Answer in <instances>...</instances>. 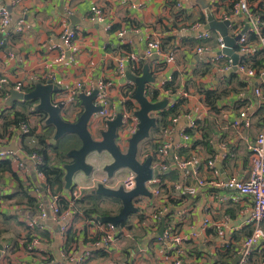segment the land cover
<instances>
[{"label":"crops","instance_id":"1","mask_svg":"<svg viewBox=\"0 0 264 264\" xmlns=\"http://www.w3.org/2000/svg\"><path fill=\"white\" fill-rule=\"evenodd\" d=\"M233 1L20 0L11 8V0H0V8L8 9L11 14L9 26L0 33L5 44L0 45V75L7 80L0 89V138L3 140L0 151H10L14 157L12 172H0V264H76L78 256L87 254L89 257L84 264H170L174 256L168 245L157 237L160 225L155 229L154 214H160L161 219L165 218L166 226H173L183 237L180 264L238 263V250L253 230L248 222L251 199L225 188L198 184L200 180L249 179L252 157L248 146L256 139L264 111V102L254 93L255 88L264 93V75L247 78L236 71L231 72L229 57L216 59L220 36L204 29L207 10L214 19L221 21L222 15L230 16ZM178 3L182 4L181 9L176 7ZM252 6L257 13H264V0ZM95 9L103 12L104 23L90 20ZM255 15L260 31L264 32V24L260 23L259 15ZM245 19H248L245 14L231 17L228 29L231 37L245 29ZM197 22L202 27L194 32L190 27ZM106 25L110 26L109 30ZM18 28L21 30L17 31ZM67 31L75 35L70 51L65 47ZM196 32L209 33L210 38L204 44L206 52L195 51L199 43ZM250 32L253 31L249 26L244 33L248 51L245 54L235 51L239 61L244 55L246 59L253 58L260 51L258 43L247 41ZM152 39L159 41L162 50L144 59L146 45ZM61 51H64L62 57ZM127 53L143 58V63L149 65L155 78V83L147 86V97L151 101L166 98L170 105L181 99L182 91L187 97L178 115L168 119V133L153 130L139 147L141 161L145 155L151 156L152 145H169L165 157L167 169L161 176V198L135 200L138 212L128 217L127 224L116 232V241L107 250L93 244L99 233L94 220L96 216L85 218L78 210L80 205L76 204L78 211L76 205L73 208L75 216L62 223L52 220L49 213L51 200L47 195L51 191L33 161L27 159L18 131L8 127L4 132L2 120L7 116L12 118L15 112L21 113L32 134H43L45 119L36 113V103L28 105L23 103L25 101L10 100V92L16 91V86L21 89L16 92L27 93L29 88L41 83L34 78L42 75L52 77L50 82L58 87L53 99L64 105L61 115L66 121L75 122L82 112L76 95H70L77 82L87 89L104 80L111 107H120L129 81L117 76L116 66ZM172 81L174 92L165 90L166 83ZM129 87L135 89L131 82ZM151 93H156L155 100L150 98ZM243 110L247 111L250 126L236 128L234 122ZM161 112L153 115L158 119ZM191 121L196 122L194 129L189 127ZM104 125V121L94 115L89 122V131L95 136L96 129H103ZM184 133H188L189 140L182 138ZM175 157L191 162V165L181 168ZM110 161L105 152L100 156L90 154L87 162L93 165L91 175L76 173L69 193L65 194L63 189L55 195L67 202L71 192L80 187L87 189L84 192L87 196L94 190L91 189L94 181L108 179L102 166ZM209 161H213L216 174L208 168ZM18 163L24 168L19 169ZM128 172L121 170L109 178L107 187L115 188ZM18 181L25 187L33 184L30 196L36 200L38 196L48 213L45 220H37L39 228L29 224L37 217L38 210L24 200L19 202L17 198H9L18 192ZM105 201L100 203V208L116 215L119 206L105 209L102 206ZM62 225L71 231L73 239H67L66 232L60 230ZM261 227L264 230V223ZM33 235L38 236L39 244L29 249ZM61 251L65 254L61 255ZM263 260L264 238H261L246 264H261Z\"/></svg>","mask_w":264,"mask_h":264},{"label":"built area","instance_id":"2","mask_svg":"<svg viewBox=\"0 0 264 264\" xmlns=\"http://www.w3.org/2000/svg\"><path fill=\"white\" fill-rule=\"evenodd\" d=\"M20 0H11V8L15 7ZM235 1V0H234ZM259 1L262 0H236V2L232 5V9L230 11V16L222 15L221 21L223 20H230L231 17H236L237 15L245 14L247 18L249 19V26L251 27V30L259 35L260 34V28L258 25V19L254 13V8L252 4H256ZM176 7L178 9L182 8V4L178 3L176 4ZM91 21L96 23H104L105 22V16L103 12L100 9H95L92 13V15L89 17ZM11 21V14L8 11V9L2 7L0 8V33H2L10 24ZM202 24L199 22L191 25L190 29L192 31H198L201 29ZM106 30L110 29L109 25H106ZM21 28H18L17 31H20ZM197 33V32H196ZM1 36V35H0ZM210 38V35L208 32H200L197 33L196 39L198 40V45L195 49L197 53L206 52L205 48V42ZM75 39V35L70 32L65 33V47L66 50H71L72 48V41ZM0 45H5L4 42L0 39ZM239 46L238 53L245 54L248 51L246 38L244 34L241 36L240 40L236 44ZM258 45L260 46V50L263 52L264 55V36H260V40L258 42ZM224 48L223 41L221 37L218 39V51L219 54L217 55V58L223 57L224 55L221 53L222 49ZM161 47L160 43L157 39L149 40L145 53H144V59L152 56L153 53H160ZM64 55V51H61L60 57ZM227 57V56H226ZM143 58H139L133 53H127L124 55L122 59H120L116 66V73L119 77H125V73L127 70L133 67V65H138ZM229 68H232L231 61H229ZM236 72L238 74H243L247 78H252L256 75V72L253 69L248 68L247 66L240 63L238 60V64L236 66ZM261 74L264 75V69L261 71ZM35 81L41 82V84L46 83V81H50L52 77L49 75H42L41 77H35ZM7 83V80L5 77L0 75V89L4 87V85ZM130 81L128 82L127 87L123 91V97L122 102L120 104V107L114 109L111 107V104L109 103L108 99V87L107 84L104 82V80H99L95 87H89L85 89V87H82V84L80 82L75 83L74 87L70 90V95L75 96L79 92L80 89L83 88V92L86 95H89L94 89H96L97 96L95 98V104L99 105L101 107L100 111H98L95 115L101 118L104 123L108 120H112L115 115L116 111L119 109L121 111V127L118 130V136H117V144L120 148L127 146V141L131 137L133 133L137 130L138 120L134 117L133 112L136 110H128L123 103L125 101H133V92L130 90ZM16 91H21L20 87L16 86L14 88ZM255 95L257 97H260L261 100L264 102V93L259 88H255L254 91ZM132 95V99H131ZM181 98H186L187 93L182 91L179 95ZM134 102V101H133ZM172 104L167 105L170 107ZM167 107V108H168ZM195 123L193 121L190 122L189 127L194 129ZM234 126L236 128L241 127H249L250 126V120L247 117V111L243 110L239 113L238 119L234 122ZM18 131L19 135L24 139L25 143L29 147H33L36 144V135L32 134L29 126L26 122H21L16 129ZM169 129H164L163 133L167 134ZM182 138L184 140H189L188 134L184 133L182 135ZM2 139L0 138V144L2 143ZM169 148V145L167 143L160 144L156 149L154 153V159L151 164L152 169V178L150 181L147 182L148 189L151 193V197L154 199H160L161 198V176L163 172L167 169V166L165 164V157L167 154V150ZM248 151L251 154L252 157V170L250 172V177L248 180L243 181L241 179H237L235 177L228 178L225 181L224 180H211V181H198V184L200 186H209V187H215V188H225L231 191H235L239 193L240 195L249 197L252 201V208L250 211L248 222L253 226V230L251 234L246 237L241 246L238 250L239 254V261L237 264H246L247 260L253 250V247L257 244V242L264 238V230L261 227V224L264 223V111L261 115V126L260 130L256 136V139L254 143L250 146H248ZM26 157L28 160L33 161L36 166L40 165L42 163V158L37 155L36 153L28 154L26 153ZM148 157L147 155L144 156V158ZM13 153L10 151H0V160H13ZM144 160V159H143ZM175 160L177 162V165L181 168H184L188 165H191V162L187 161H181L178 157H175ZM19 169H23L22 163H18ZM207 166L209 169H211L214 174H216V171L214 170L213 161H209L207 163ZM37 171V170H36ZM40 174V173H39ZM107 178H103L99 181H94L92 188L94 189L97 185V183H101L104 186L107 187L108 185ZM136 182H135V174L131 171L127 173V175L120 180L116 185L115 188L118 186H122L124 191H130L135 188ZM89 189V188H88ZM87 189L77 187L75 190H73L69 196V199L67 200L68 207L65 211L60 212L59 210V203L61 202V196L60 195H53L50 192L47 193L49 195V213L51 215V218L56 223H62L66 218H71L74 215V206L76 203L81 200L84 196V192ZM37 192V191H36ZM138 199V198H137ZM136 199V200H137ZM37 207L38 215L35 217V220H32L29 222L30 225L33 227L39 228L37 220H45L48 217L47 211L43 207V203L39 200V197L37 196ZM135 202V201H134ZM135 206V205H134ZM136 207V206H135ZM153 221L155 223V229H157L161 222V216L160 214H154L152 216ZM98 225V235L99 239L94 242L95 245H102L105 249H109L111 245L116 241V232L117 229H115L111 224H104V223H97ZM60 230L62 232H67L68 228L66 225H62L60 227ZM163 242H165L168 245V250L171 254H173V259L170 264H180L181 257L183 254V243L184 239L183 237L175 231L173 226H165V229L163 231L162 238ZM39 238L36 235H33L32 244L28 246L29 249L33 248V245L39 244ZM65 253L61 251V255H64ZM89 255L84 256H78L76 258V264H84L88 260ZM261 264H264V260Z\"/></svg>","mask_w":264,"mask_h":264},{"label":"water","instance_id":"3","mask_svg":"<svg viewBox=\"0 0 264 264\" xmlns=\"http://www.w3.org/2000/svg\"><path fill=\"white\" fill-rule=\"evenodd\" d=\"M205 31L216 32L222 39L224 48L221 53L231 59V72L236 71L239 55L235 52L237 42L241 36L249 29V19H245V29L234 37L229 35L228 29L231 26L230 20L218 21L213 18L209 10L206 11ZM126 80L133 83L135 91L133 99L137 103V108L133 112L134 117L138 120L137 130L127 141V146L120 148L117 144L118 130L121 127V111L118 109L112 120L105 122L104 128L96 129V135L89 131V122L91 118L100 111L101 107L95 104L97 90L94 89L89 95L79 90L76 97L82 107V112L75 122L66 121L62 115L64 105L54 102V95L58 87L48 81L44 84L34 85L31 91L27 93H18L11 91V101L19 100L36 103L34 109L45 115V124L54 129L52 138L48 140L50 145H55L57 141L67 135H74L80 142L77 149L67 152L68 162L62 165L64 171V193L68 194L73 185V177L76 173L81 172L86 176L93 172V165L87 162V157L92 153H107L111 161L102 166V171L109 178L121 170H129L135 174V188L130 191H124L122 186L109 188L101 183H97L92 194L101 195L108 198H114L120 201L121 208L116 215L99 217L100 223L111 224L115 229L119 223L127 221L128 217L138 212L134 206L137 198H151V193L146 185L152 178V157L148 156L144 160L138 158L140 145L149 139L153 130L157 127V118L154 113L161 112L168 105V99L160 101H151L147 97V86L155 83V78L149 71V65L144 64L142 72L139 75L132 74L129 70L125 73ZM10 101V102H11ZM166 226L165 218L161 219L157 237L162 238Z\"/></svg>","mask_w":264,"mask_h":264},{"label":"trees","instance_id":"4","mask_svg":"<svg viewBox=\"0 0 264 264\" xmlns=\"http://www.w3.org/2000/svg\"><path fill=\"white\" fill-rule=\"evenodd\" d=\"M235 2L236 0L231 3L230 5L231 9H232V5ZM254 13L259 15L260 23L264 24V13L260 11L257 13L256 9L254 10ZM260 36H264V32L260 31L259 35L255 34L254 32H250L248 33L247 41L258 43L260 40ZM238 50H239V46L236 45L235 51H238ZM250 60L252 62L251 65H249ZM240 63H242L243 65L247 66L250 69H253L256 72V76H260V77L262 76L261 71L264 69V55L261 50L257 51L255 55L253 56V58L250 57V59L249 58L246 59V55L242 56L240 59ZM143 65L144 63L143 61H141L138 65H133V67L130 68V71H132L135 75H139L142 72ZM172 85H173V81L171 83H166L164 89L165 90L170 89V91L174 92L175 89L174 87H172ZM129 89L132 90L134 94L135 89L133 87L132 88L130 87ZM28 90L31 91L32 88H29ZM156 97H157L156 93H153V94L151 93L150 98H152V100H155ZM131 99H132V95H131ZM184 102H185V99L181 98L180 100L176 101V103H173L166 110L162 111L159 114V118L157 119V127L154 131L157 132L158 130L166 129L169 124L168 119L171 120L178 115L180 108ZM23 103L28 104V105L33 104V102H23ZM123 105H125V107L128 110H135L136 108L133 101H125ZM262 108L264 110V106ZM36 113H38L41 116L42 120L46 118L42 112H36ZM21 122L27 123V121H25L23 114L18 113V112H15L12 118H10L9 116L4 117L2 120L3 131L6 132L8 127H10L11 130L13 129L15 131ZM195 125H196V122H195ZM53 131L54 129L52 126L45 125L43 134L37 135L36 137L35 146L33 147L27 146L23 138H22L21 143H22L23 149L28 154L36 153L42 158V163L36 166V170L38 173L43 175L45 179V184L51 191V194L55 195L57 194V192H60L61 190L64 189V180H63L64 171L62 169V165L68 162V159L66 158V154L68 151L72 149L79 148L80 142L76 136L67 135L63 137L62 139H60L59 141H57L55 145H50L48 143V140L53 136L52 135ZM151 147H152L151 149H153V152L150 155L152 156V159H154L153 155L155 153V149L157 148V145L156 146L152 145ZM0 172L1 173L3 172L11 173L12 172L10 160H0ZM19 182L20 181H18V187H19L18 192L15 194H12L11 196H9V198H17L19 202H22L24 200V202L28 204L31 208L36 209L38 201L36 200V198H33L30 196L31 190L34 189L33 184L25 187L23 186L22 183H19ZM104 200L112 201L114 203L119 204L117 213L119 212L121 208V204L119 200L114 199V198L104 197L101 195L92 194L91 192L87 193V196H83V198L79 200L76 204L80 205L78 210L82 211V215L85 218L91 219L92 216L95 215L96 218L94 220L97 223H100L98 217L112 215V213H109L108 211L102 210L100 208V203ZM58 205H59L60 212L65 211L68 207V203L65 201H61ZM77 205H76V210H77ZM127 222L128 221L119 223L117 232L120 228L124 227L127 224ZM66 235H67L68 240L73 239V234L71 233V231H67ZM99 236L100 234L97 235L96 239L93 241L96 242L99 239ZM31 238H32V235L30 239Z\"/></svg>","mask_w":264,"mask_h":264},{"label":"rangeland","instance_id":"5","mask_svg":"<svg viewBox=\"0 0 264 264\" xmlns=\"http://www.w3.org/2000/svg\"><path fill=\"white\" fill-rule=\"evenodd\" d=\"M97 155L100 156L101 153H100V154H97ZM102 206L105 207V209H108V207H110V208H111V207H113V208H115V207L118 208L119 204L114 203V202H110V201L107 200V201H105V202L102 203Z\"/></svg>","mask_w":264,"mask_h":264}]
</instances>
